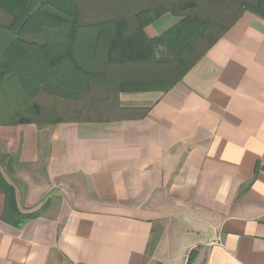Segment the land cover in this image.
Wrapping results in <instances>:
<instances>
[{
  "label": "crops",
  "instance_id": "1",
  "mask_svg": "<svg viewBox=\"0 0 264 264\" xmlns=\"http://www.w3.org/2000/svg\"><path fill=\"white\" fill-rule=\"evenodd\" d=\"M218 33L169 91L119 93L101 121L0 124L18 209L41 210L13 228L0 193V264H264V20L244 11Z\"/></svg>",
  "mask_w": 264,
  "mask_h": 264
},
{
  "label": "trees",
  "instance_id": "2",
  "mask_svg": "<svg viewBox=\"0 0 264 264\" xmlns=\"http://www.w3.org/2000/svg\"><path fill=\"white\" fill-rule=\"evenodd\" d=\"M244 11L264 20V0H171L155 8L131 0H0V21L12 35L0 53V112L6 114L7 99L24 94L18 119L4 123L50 121L42 99L55 101L53 114L62 109L55 122H92L114 111L119 93H165L216 41L205 35H220ZM168 12L180 21L149 39L145 27ZM146 64L154 65L153 79L127 75ZM0 193L6 225L19 229L40 217L41 210L18 209L1 170ZM193 259L191 251L186 264Z\"/></svg>",
  "mask_w": 264,
  "mask_h": 264
},
{
  "label": "rangeland",
  "instance_id": "3",
  "mask_svg": "<svg viewBox=\"0 0 264 264\" xmlns=\"http://www.w3.org/2000/svg\"><path fill=\"white\" fill-rule=\"evenodd\" d=\"M0 18H4L3 16H1V14H0ZM5 25L0 21V53H1V51H3V49H4V47H6V45L9 43V41H10V39H12V35H11V32H9L5 27H4ZM3 93H5V90H4V88L1 90V94H2V97H3ZM12 93H13V95H12V98H14V90L12 91ZM9 100L10 99H7V105H8V108H9V106L11 105V104H8V102H9ZM12 101L14 100V99H11ZM19 101H21V98H19L18 100H17V103H18V105L17 106H15V105H12L11 107H14L13 109H15V111H18V109H22V107H23V105H21L22 103H19ZM41 101H44V106L47 108V110L46 111H48L47 113L49 114V119L50 120H55L56 118H58V116L60 117V113H58L59 111L58 110H62V109H58L57 110V113H52L51 112V110L54 108V105H55V101H53V99L51 98V99H42ZM22 106V107H21ZM56 106V105H55ZM8 108L6 109V110H8ZM20 113V112H19ZM52 113V114H51ZM2 114V116H0V123H4L5 121H4V119H6V118H4V117H6V114H4L3 112H0V115ZM20 115H23V116H26L27 114L25 113V115L23 114V113H20ZM9 117H19L18 116V114L15 112V113H13L12 115H10ZM47 118V119H48ZM38 119H40L41 120V122H43V121H46V118L45 117H40V118H38ZM6 121H7V119H6ZM5 164H7V161H2V159L0 158V170L2 171V173L4 174V166L3 165H5ZM5 175V174H4ZM9 177V176H8ZM7 181V180H6Z\"/></svg>",
  "mask_w": 264,
  "mask_h": 264
},
{
  "label": "built area",
  "instance_id": "4",
  "mask_svg": "<svg viewBox=\"0 0 264 264\" xmlns=\"http://www.w3.org/2000/svg\"><path fill=\"white\" fill-rule=\"evenodd\" d=\"M156 264H161V263H156Z\"/></svg>",
  "mask_w": 264,
  "mask_h": 264
}]
</instances>
